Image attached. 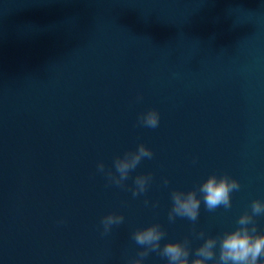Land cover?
Returning <instances> with one entry per match:
<instances>
[{
  "label": "clouds",
  "instance_id": "clouds-1",
  "mask_svg": "<svg viewBox=\"0 0 264 264\" xmlns=\"http://www.w3.org/2000/svg\"><path fill=\"white\" fill-rule=\"evenodd\" d=\"M142 99V97H138ZM160 124V114L156 109H149L137 118V125L156 129ZM154 153L151 148L140 143L135 150L126 151L122 156L114 158L112 167L106 168L103 161L97 163V172L104 175L109 185L124 188L130 174L142 160H151ZM195 163V160L193 161ZM152 174L135 176L133 186L129 189L133 198L145 194L152 181ZM163 186L169 181L164 178ZM241 188L240 182L228 174H210L198 189L189 191L172 190V207L168 212V221L174 223L177 218L187 219L195 223L200 216L201 203L209 212L219 208L232 207V194ZM199 193V195H198ZM147 206L150 202L144 201ZM155 206V205H153ZM264 216V201L256 199L251 202L250 211H245L237 219V227L222 235L209 236L203 230L193 232V238L202 241L193 249L192 240L185 237L181 241H168L161 244L166 235L159 223H153L137 229L132 239L140 247L137 258L130 264H144L151 253L165 258L164 264H264V233H259L256 217ZM122 214L109 213L102 217V235H107L113 226L124 223ZM63 223V221H59ZM218 249V252H217ZM191 257V258H190Z\"/></svg>",
  "mask_w": 264,
  "mask_h": 264
}]
</instances>
